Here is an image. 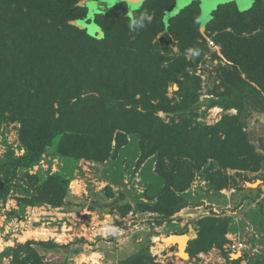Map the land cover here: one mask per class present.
<instances>
[{"label":"rangeland","instance_id":"obj_1","mask_svg":"<svg viewBox=\"0 0 264 264\" xmlns=\"http://www.w3.org/2000/svg\"><path fill=\"white\" fill-rule=\"evenodd\" d=\"M175 3L0 0V264H264V0L222 4L206 24L200 1L172 15ZM83 36L98 51L32 79L24 112L14 71ZM132 40L153 57L135 62ZM93 98L99 120L152 113L153 131L118 127L105 158L83 152L67 122ZM30 114L56 118L42 146ZM185 233L182 257L164 238ZM233 238L244 253L230 255Z\"/></svg>","mask_w":264,"mask_h":264},{"label":"trees","instance_id":"obj_2","mask_svg":"<svg viewBox=\"0 0 264 264\" xmlns=\"http://www.w3.org/2000/svg\"><path fill=\"white\" fill-rule=\"evenodd\" d=\"M57 30L55 33H57V35H61L62 34L61 29H59L58 31ZM105 36L108 39L107 35H105ZM109 40H111V39H109ZM109 40L106 41V44L108 45L107 47H109V45L112 42ZM133 40H135V39H133ZM133 40L130 41V42H132V44H134L132 46V48L134 47L133 49L136 50V52H138L134 58L135 62L142 64L144 62H147L149 58L153 57V56L146 54L147 53L146 49H143V45L140 43V42H143L142 40H136V41H133ZM44 43H46V42H44ZM61 43H63V42H61ZM100 44H102V43L95 41L94 39H91V38H86V37L84 38V36H83L82 40H76L74 42L70 41L67 45H61L62 53H58V54H56V56H54V55L45 56V53L42 55H37L39 57L30 55L29 57H33L34 61L32 63H30L29 69H26L24 66H18L19 69L17 68V72L14 71L13 76H11L12 77L11 82H13V84L15 85L13 87V88H15L14 91L16 92L17 99L19 100V104L22 103L24 106V107H22V109H24V112L30 113L31 111H29V109H28L29 107H27V106H33L32 98H31L32 94L30 92L27 93V91L30 90L29 86L34 85V83L32 82L33 80H37V77L42 78L44 76V74L48 75V73H51L54 71V68H56V70H60L62 67L68 68L65 66V64L66 63L69 64V62L71 63V65L78 67V64H79L78 62L80 61L81 52H84L85 50H87V55H89V54L93 53L94 51H98L99 48L97 45H100ZM42 45L43 44H39L37 46V49L43 48ZM122 45L123 44H121V46ZM64 52H65V54H64ZM100 58L101 57H99L98 59H100ZM156 61H157V59L154 58V60L150 61V62H153L155 64ZM92 66H93V57H88L87 67H92ZM139 67H140V65H139ZM95 70L97 71V69H95ZM86 72L89 73L90 75H92V73H93V76L97 77V72H92V68H88L86 70ZM34 74H36V76ZM104 74H105V72L102 71L99 75H100V77L104 78V77H106V76H104ZM127 75H128L127 73L124 74V78H127ZM75 78H76V76H74L73 82H74ZM109 78H110V75H109ZM9 88H10V85H9ZM39 89H40V91L36 90L37 95H38V96H36L37 102L42 104L43 106L48 105V102H50V100H49L47 94H43V92L45 93V88L42 86V84H40ZM119 91L126 93V94H129V92H130L129 87H125V88L119 87ZM158 91L159 90H156V92H158ZM26 94H28V96H26ZM99 105L101 106L100 103H99ZM97 107L98 106L96 105V100L93 98V99L89 100L88 104L81 106L79 108V111H78V114L76 117H75V115H71V116L75 117L74 119L69 118L70 120L67 122V130L68 131H70V132L75 131V132L83 135V136L78 137V141L83 140V142L80 143V146H81L80 149L85 153L89 152V154L96 157V159L100 160L102 158H105L106 155H109L110 149L112 146V142L114 139L112 134L115 132L116 128H118V127H121L124 129L129 128V129H125V131L131 133L134 129L137 130V127L135 126V124H137L138 128H140L139 131L142 132L144 134V136L147 135V133H151L154 129L155 122L151 118L152 113H147V117L145 119V122H146L145 124L142 125V123L135 122V123H130L133 125L128 127L129 125H127V123H123V121H122L123 118H121L120 116L115 117L114 115H112L115 118H112V119L106 118V119H100L99 120ZM147 107H148V109L154 108L153 105H148ZM72 114H75V113H72ZM137 114H138V112H137ZM37 119L39 121H36ZM42 119L43 118L41 116H40V118H37L34 116L32 117V114L27 116V119H26V122L24 125V129H27V128L32 129L34 127V129H37L38 131H40V135L37 136V134H36L35 140L33 139V141H31V143L33 145H41L42 146L43 141H45L46 138H48L52 135V133H48L51 130L50 123L52 120L55 121L56 118L53 117L52 120H48V121H42ZM142 121H143V119H142ZM131 129H133V130H131ZM30 134H34V133L32 131L28 130V135H30ZM65 137H67V135H65V133H63L61 136V142H60L61 146H63V143L65 142V139H66ZM66 146H69V145L66 143ZM191 172H192V170H191ZM184 183L186 185L188 183V181H187V183L186 182H184ZM181 185H182V183L179 184V182H178L177 186L181 187ZM53 203L55 204L56 202H53Z\"/></svg>","mask_w":264,"mask_h":264},{"label":"water","instance_id":"obj_3","mask_svg":"<svg viewBox=\"0 0 264 264\" xmlns=\"http://www.w3.org/2000/svg\"><path fill=\"white\" fill-rule=\"evenodd\" d=\"M121 0H103V3L106 5H114ZM133 6H140L142 5L145 0H129ZM193 1H200L201 2V9H202V23L206 24L209 19L212 17V13L218 9V7L222 4L228 3L230 1H236L238 5L242 7H246L251 4L252 0H177L174 9L172 10V14L176 15L180 12V10L184 9L188 5H190ZM257 183L253 184L256 185ZM183 236L187 238L186 242L179 243L178 242V253L182 250L187 249L188 243L191 239L190 234H180V235H170L166 240L171 239L172 237H179ZM186 243V244H185ZM185 253L187 254L186 250Z\"/></svg>","mask_w":264,"mask_h":264},{"label":"built area","instance_id":"obj_4","mask_svg":"<svg viewBox=\"0 0 264 264\" xmlns=\"http://www.w3.org/2000/svg\"><path fill=\"white\" fill-rule=\"evenodd\" d=\"M95 231H97V230H95ZM110 233H111V231L109 230V226L104 225L102 227V235L106 236V234H110ZM227 249L230 252L231 256L233 254H236V253L242 254L245 252L246 245H245V243L239 241L238 239L233 238L231 243L227 244Z\"/></svg>","mask_w":264,"mask_h":264},{"label":"bare ground","instance_id":"obj_5","mask_svg":"<svg viewBox=\"0 0 264 264\" xmlns=\"http://www.w3.org/2000/svg\"><path fill=\"white\" fill-rule=\"evenodd\" d=\"M176 235V234H175ZM166 238H168V236L166 237ZM166 238H164V241L166 242V243H174V242H179V243H182L183 244V242H186L187 241V238L186 237H183V236H179V237H172L171 239H168V240H166ZM186 244V243H185ZM184 245V244H183ZM186 250V249H185ZM185 250H182L179 254H180V256H182V257H186V256H188V254H186L185 253Z\"/></svg>","mask_w":264,"mask_h":264},{"label":"flooded vegetation","instance_id":"obj_6","mask_svg":"<svg viewBox=\"0 0 264 264\" xmlns=\"http://www.w3.org/2000/svg\"><path fill=\"white\" fill-rule=\"evenodd\" d=\"M123 1H125V0H121V1H119V2H123ZM126 1H128L129 2V4L132 6V7H138V6H133L132 4H131V2L129 1V0H126ZM145 1H147V0H145ZM177 1V0H176ZM100 2H103V0H100ZM119 2H117V3H119ZM116 3V4H117ZM176 4V3H175ZM201 5V4H200ZM141 6V5H140ZM175 7V6H174ZM174 9V8H173ZM171 14H172V11H171ZM173 15V14H172Z\"/></svg>","mask_w":264,"mask_h":264},{"label":"crops","instance_id":"obj_7","mask_svg":"<svg viewBox=\"0 0 264 264\" xmlns=\"http://www.w3.org/2000/svg\"><path fill=\"white\" fill-rule=\"evenodd\" d=\"M77 217H78L79 219H81V216H80V215H78Z\"/></svg>","mask_w":264,"mask_h":264}]
</instances>
